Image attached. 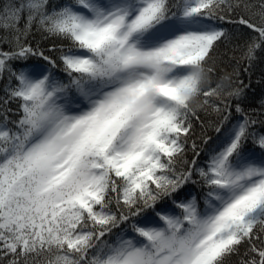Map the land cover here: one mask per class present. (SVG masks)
Returning <instances> with one entry per match:
<instances>
[{
	"label": "snow or ice",
	"instance_id": "snow-or-ice-1",
	"mask_svg": "<svg viewBox=\"0 0 264 264\" xmlns=\"http://www.w3.org/2000/svg\"><path fill=\"white\" fill-rule=\"evenodd\" d=\"M257 64L264 0H0V264H264Z\"/></svg>",
	"mask_w": 264,
	"mask_h": 264
},
{
	"label": "trees",
	"instance_id": "trees-1",
	"mask_svg": "<svg viewBox=\"0 0 264 264\" xmlns=\"http://www.w3.org/2000/svg\"><path fill=\"white\" fill-rule=\"evenodd\" d=\"M224 27L231 28L232 26L225 24ZM237 39H242V37H240L239 34H237ZM235 42H236V39H234L233 43ZM48 43L49 41H44L45 45H47ZM32 62H36V61H32ZM221 68L225 69L227 72H231L230 65L218 62L216 71L211 78L213 84L221 82L219 79L223 75V73L221 72ZM241 78L245 80V83H248L247 75H242ZM258 81L260 82L258 83ZM262 97H264V64H257L253 69H251V87L248 90L247 103L258 104ZM202 119L205 120L204 128L201 129L199 123H197L196 125V128H197L196 139H197L198 144L200 143V136L202 133L209 135V136H215L213 129L210 127V121L213 120L214 117H204L202 114ZM188 155H189V158H191V155H192L191 152H189Z\"/></svg>",
	"mask_w": 264,
	"mask_h": 264
}]
</instances>
